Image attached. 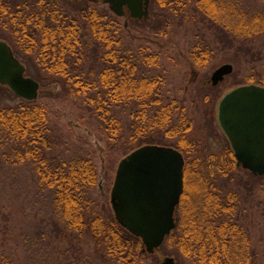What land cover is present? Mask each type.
<instances>
[{
  "label": "trees",
  "instance_id": "trees-1",
  "mask_svg": "<svg viewBox=\"0 0 264 264\" xmlns=\"http://www.w3.org/2000/svg\"><path fill=\"white\" fill-rule=\"evenodd\" d=\"M87 1L75 0L83 6L76 8V16H70L58 0H0V26L9 30L5 36L11 44L0 40L25 66V75V61L31 58L47 75L44 79L59 80L61 99L78 111L80 123L87 117L85 124L104 142L108 153L115 151L123 158L145 144L167 146V138L173 136L176 140L170 145L183 156L196 151L198 148L187 141L190 120L181 115L173 118L172 101L161 98L160 78L147 75L148 69L157 65L158 56L142 55L141 48H124L118 16L100 12ZM151 1L167 11L187 14L193 10L206 23L205 30L212 37L203 35L201 44L194 46L191 55L195 61L209 55L213 44L218 52L235 49L236 57L262 59L255 48L259 42L264 47V0ZM149 4L145 19L149 18ZM249 80L264 86V74ZM0 89L17 99L15 105L0 107V153L9 166L29 165L37 188L47 195L53 220L50 243L54 238L69 244L77 240L91 247L83 264H145L151 254L142 251L141 238L116 220L110 198L107 205H100L95 197L98 173L92 155L56 153L62 139L49 121L47 106L38 100L39 91L36 99L26 100L5 85L0 84ZM124 113L126 123L121 118ZM224 155V163L207 170L211 177H223L226 182H208L211 177L203 176L205 170L184 167L176 227L162 245L176 246L192 264H264L241 218L242 180L238 173L246 171L260 180L263 199L264 176L237 167L230 145ZM193 172L200 180L193 182ZM228 181L233 187L232 183L228 187ZM247 187L252 189L251 184ZM262 216L264 219V210ZM54 245L52 264H73L60 262L64 251ZM0 264L15 263L1 253Z\"/></svg>",
  "mask_w": 264,
  "mask_h": 264
},
{
  "label": "rangeland",
  "instance_id": "rangeland-1",
  "mask_svg": "<svg viewBox=\"0 0 264 264\" xmlns=\"http://www.w3.org/2000/svg\"><path fill=\"white\" fill-rule=\"evenodd\" d=\"M58 1L62 9H65L70 16H76V8L83 6L82 2H75V0ZM87 2L89 6L100 12L105 11L112 16H117L107 4L103 3V0L95 3ZM116 20L123 36L124 48L129 46L133 51L141 48L139 51H142V55L150 53L158 56L157 65L148 69L147 75L160 78L161 98L164 101H172L173 118L181 115L186 120H190V127L186 134L187 141H191L198 149L184 154V167H187L189 171H197L201 168V171L205 170L203 176L211 177V173L208 174L209 166L224 163V154L229 148L228 140L216 119L218 101L230 89L238 85L255 84L249 78L264 74L262 43H257L255 48L261 52V60L257 58L251 60L246 56L236 57L235 49L229 53L218 52L216 44H213L209 55L202 56L200 61H195L191 55L195 52L194 46L201 44L203 35L207 39L212 35L205 30L206 23L201 21L193 10L187 14L181 10L167 11L159 4L152 5L150 0L148 19H133L126 12L125 16H118ZM5 34H10L9 30L5 31L0 26V39H7L6 41L11 44ZM25 63L26 74L36 80L39 79L38 100L47 106L49 121L62 139V144L57 148L56 153L68 155L81 151L92 155L98 173L94 194L100 205H107L121 154L115 151L108 153L103 149L104 142L85 124L87 117L84 118L83 123L78 121V111L69 101H64L60 97L62 91L59 80L52 79L48 82L44 79L47 75L36 67L31 58ZM223 63L233 65L232 73L217 86H211L212 72ZM6 103L15 105L17 99L0 89V107ZM121 118L124 123L128 121L125 113L121 115ZM175 140L176 136L167 138V146H171L170 144ZM193 173L195 174L191 178L193 182L200 180V176L196 175V172ZM238 174L242 180L240 203L244 213L241 218L249 232L252 247L258 251L260 262L264 263V219L262 216L264 199L258 188L260 180L246 171H239ZM214 179L219 183L226 182V178L223 177L217 179L211 177V179L208 178V182H213ZM237 179L238 177L234 180V185H237ZM227 183L229 187L232 182ZM248 184H251V190L247 187ZM248 193L250 195L247 199ZM52 224L50 201L47 195L37 188L31 167L29 165L9 166L0 153V254L6 253L15 264H52L55 253L54 243H56L60 250L64 251V255L60 256V262L75 264L79 261L83 264L85 254L92 248L84 243L80 244L77 240H74L72 244L61 243L62 241L54 237V242L50 243ZM167 256L173 257L175 264H192L189 258L179 253L176 246L167 242L147 256L144 262L145 264H161Z\"/></svg>",
  "mask_w": 264,
  "mask_h": 264
},
{
  "label": "water",
  "instance_id": "water-1",
  "mask_svg": "<svg viewBox=\"0 0 264 264\" xmlns=\"http://www.w3.org/2000/svg\"><path fill=\"white\" fill-rule=\"evenodd\" d=\"M104 2L117 16L124 14V6L132 18L148 16L149 0ZM232 71V64H221L210 76L211 85H218ZM0 84L23 99L38 97L39 83L25 75V66L3 40ZM217 111L236 166L264 176V86L252 83L232 88L220 98ZM183 167L184 158L178 149L158 144L142 145L117 164L110 191L111 207L116 220L141 238L145 253H154L176 227L175 210L184 188ZM161 264H174V259L167 256Z\"/></svg>",
  "mask_w": 264,
  "mask_h": 264
},
{
  "label": "flooded vegetation",
  "instance_id": "flooded-vegetation-1",
  "mask_svg": "<svg viewBox=\"0 0 264 264\" xmlns=\"http://www.w3.org/2000/svg\"><path fill=\"white\" fill-rule=\"evenodd\" d=\"M89 1H92V0H89ZM93 1H96V2H97L98 0H93ZM103 3H105L104 0H103ZM105 4H107V3H105ZM107 5H108V4H107ZM108 8H109V5H108ZM109 9H110V8H109ZM123 9H124V14L121 15V16H125V13H126V12H127V13L129 14V16H130L129 11L127 10V8H126L125 6L123 7ZM110 10H111V9H110ZM130 17H131V16H130ZM131 18H132V17H131ZM133 19H134V18H133ZM216 86H217V85H216ZM219 100H220V99H219ZM218 102H219V101H218ZM217 107H218V104H217ZM217 112H218V111H217V108H216V119H217V122H218V117H217L218 114H217ZM218 125H219V122H218ZM219 127H220V125H219ZM220 129H221V128H220ZM225 137H226V136H225ZM228 143H229V142H228ZM229 145H230V144H229ZM184 163H185V159H184ZM184 165H185V164H184Z\"/></svg>",
  "mask_w": 264,
  "mask_h": 264
}]
</instances>
